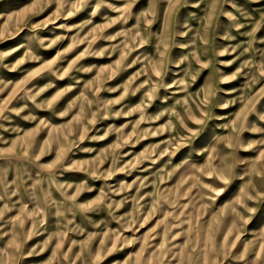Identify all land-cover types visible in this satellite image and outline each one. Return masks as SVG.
I'll return each instance as SVG.
<instances>
[{"label": "rangeland", "instance_id": "1", "mask_svg": "<svg viewBox=\"0 0 264 264\" xmlns=\"http://www.w3.org/2000/svg\"><path fill=\"white\" fill-rule=\"evenodd\" d=\"M0 264H264V0H0Z\"/></svg>", "mask_w": 264, "mask_h": 264}]
</instances>
